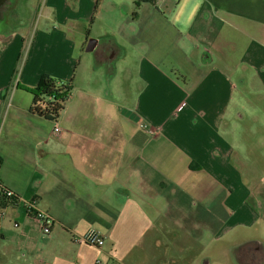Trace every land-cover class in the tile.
Masks as SVG:
<instances>
[{
    "label": "crops",
    "instance_id": "1",
    "mask_svg": "<svg viewBox=\"0 0 264 264\" xmlns=\"http://www.w3.org/2000/svg\"><path fill=\"white\" fill-rule=\"evenodd\" d=\"M106 1L0 0V264H264V0Z\"/></svg>",
    "mask_w": 264,
    "mask_h": 264
},
{
    "label": "trees",
    "instance_id": "2",
    "mask_svg": "<svg viewBox=\"0 0 264 264\" xmlns=\"http://www.w3.org/2000/svg\"><path fill=\"white\" fill-rule=\"evenodd\" d=\"M71 84H64L57 79L45 76L39 86L31 91L32 111L38 116L57 120L71 96Z\"/></svg>",
    "mask_w": 264,
    "mask_h": 264
},
{
    "label": "built area",
    "instance_id": "3",
    "mask_svg": "<svg viewBox=\"0 0 264 264\" xmlns=\"http://www.w3.org/2000/svg\"><path fill=\"white\" fill-rule=\"evenodd\" d=\"M53 120L55 123L54 133L56 135H59L61 132V128L59 127L57 120L55 119ZM18 202H20V198L12 190L4 187L0 179V227L2 225L3 220L6 217L7 210L9 208L11 209L15 207ZM27 209L35 218L43 222L44 230L46 232H49L51 222L49 218L46 217L45 214L37 210L36 202L35 201L28 202ZM15 227H18L17 223H15ZM75 241L78 243H83V244L96 246V247H102L104 245L103 235L95 229H91L84 236H76Z\"/></svg>",
    "mask_w": 264,
    "mask_h": 264
},
{
    "label": "rangeland",
    "instance_id": "4",
    "mask_svg": "<svg viewBox=\"0 0 264 264\" xmlns=\"http://www.w3.org/2000/svg\"><path fill=\"white\" fill-rule=\"evenodd\" d=\"M117 0H107L106 2H107V9H106V11L108 12V14L109 13H111V12H113V11H111V10H113V9H115V6L114 5H116V2ZM127 1V3L128 2H130L131 0H126ZM138 2L139 1H141V0H137ZM176 1H178V0H176ZM102 8H104V1L103 2H101V4H100V6H99V10H102ZM98 10V11H99ZM105 10V9H104ZM122 11H123V9H122ZM101 12V11H100ZM87 30H84V33H80V31H81V28H79L77 31L75 30V32H74V37L75 38H79V40H77V41H80V36L81 37H83L84 39L85 38H88L89 40H91V39H96L95 38V36L97 35V33H98V30H96V29H94L93 30V32L91 33L90 32V28L88 27V28H86ZM79 31V32H78ZM88 31H89V33H90V35L88 34ZM83 45V44H82ZM80 46L79 48H78V50H85V44L83 45V46ZM27 47L25 48V50H28L27 48L29 47V44L28 45H26ZM89 54H91V53H89Z\"/></svg>",
    "mask_w": 264,
    "mask_h": 264
},
{
    "label": "water",
    "instance_id": "5",
    "mask_svg": "<svg viewBox=\"0 0 264 264\" xmlns=\"http://www.w3.org/2000/svg\"><path fill=\"white\" fill-rule=\"evenodd\" d=\"M96 44H97V41L95 39L89 40L85 48L86 52H93L96 47Z\"/></svg>",
    "mask_w": 264,
    "mask_h": 264
}]
</instances>
